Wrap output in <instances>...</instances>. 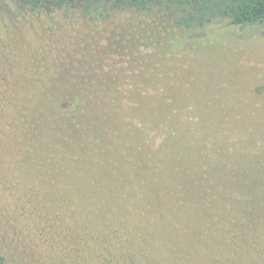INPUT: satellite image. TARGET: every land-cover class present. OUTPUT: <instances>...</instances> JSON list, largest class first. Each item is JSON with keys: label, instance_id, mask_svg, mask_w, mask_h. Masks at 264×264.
<instances>
[{"label": "rangeland", "instance_id": "374dc122", "mask_svg": "<svg viewBox=\"0 0 264 264\" xmlns=\"http://www.w3.org/2000/svg\"><path fill=\"white\" fill-rule=\"evenodd\" d=\"M174 17L161 8L90 12L85 0L65 6L47 1L40 11L20 0H0V256L7 264H264V166L258 173L250 161L257 155L264 164V136L247 125L264 126L263 113L246 115L245 125L235 121L239 116H227L231 140L215 141L235 149L231 157L224 152L233 170L213 167L206 202L188 194L195 211L180 220L187 234L174 224L172 207L135 149L138 136L132 130L130 153L143 166L137 170L122 158L116 171V160L92 140L89 129L70 120L80 116L79 122L90 125L100 119L97 103L110 108L115 98L111 110L125 109L128 121L138 126L130 109L136 103L128 99L133 87L138 89L133 97L166 91L178 106H193L199 115L191 119L202 120L203 133L206 124L215 123L208 120L221 124L225 115L264 107V24L233 28L219 21L210 27L212 39L199 31L190 40ZM152 47L155 54L149 56ZM134 58L168 66L170 59L179 85L169 71L159 77L157 67L148 68L151 85L138 75L141 68L128 65ZM62 88L79 95L80 104L48 111L44 133L28 138L21 117L29 109L42 112L40 103ZM108 88L114 98L102 96ZM153 101L152 95L142 97L145 119L152 118ZM18 105L24 107L20 118L14 113ZM161 144L159 137L151 149L157 156ZM142 174L156 197L131 185Z\"/></svg>", "mask_w": 264, "mask_h": 264}, {"label": "trees", "instance_id": "16d2710c", "mask_svg": "<svg viewBox=\"0 0 264 264\" xmlns=\"http://www.w3.org/2000/svg\"><path fill=\"white\" fill-rule=\"evenodd\" d=\"M20 1L33 11H40L47 1L54 2L58 6H65L68 0ZM85 5L90 12L92 10H99L111 6H116L120 9L136 7L137 9L144 11H150L156 8L172 10L175 13L174 18L177 27L185 29V32L187 33L185 39L190 40H192L195 37V34L199 31H201L202 35L205 34L207 39H212L215 33L210 30V27L219 21L226 24L228 27L233 28H244L247 26L264 24V0H85ZM148 52L150 53L149 56L154 55V47L149 48ZM127 61L128 65L137 69L141 68V71H138V75H140V77L142 76L144 80H147L151 85L154 76L153 74L148 73V68L155 70V67H157V69L160 68L161 73L159 74V77L169 71L167 76L171 79L173 77L176 84L179 85L180 83V77L176 71L169 70V66L172 64L170 59H166V63L169 62V66L167 65L168 63L164 65L156 62V65H152L151 58H143L140 59V61L134 58L127 59ZM165 76L162 77L163 84L167 81ZM131 80L134 83V80ZM176 88L178 89V86ZM80 89L83 88L79 87V90ZM146 89L149 90L148 88ZM61 90L62 92L51 91L54 95L49 102L45 104H43L38 97V103L41 102L40 104L42 106V112L40 113L29 109L28 112L25 113V116L21 117L22 113L24 114V107L18 105L15 108V116L17 118L21 117L22 132L25 133L28 138L31 133H34V136L31 138L32 140L33 138L38 137L40 133H44L46 119L44 117L48 115V111L54 109L58 113L62 107L66 110L72 107V105L73 107L76 105L78 106L82 101L79 95H74V93L68 94L65 88H62ZM136 90L138 89L134 87L130 90V98L128 99L132 102L135 101L133 102L134 104L136 103L135 105H130V109L133 121L135 122L136 120L138 126H135L131 121H128L129 117L126 116L125 109L122 111V108L120 107L116 112L111 110L112 106L116 103V99L113 96L114 93L112 92V89L109 88L108 91H103L102 96L110 95L113 96L114 100L111 103L110 108L103 102L100 104L97 103L98 109L101 112L99 120L91 121L94 123L90 125H83L79 122L80 116H74L70 120L72 125L76 128L84 127L89 129V134L92 140L100 142L101 148L109 155V158H114L116 160L114 166L116 171L121 170L119 162L122 158L132 160L134 163L133 166L137 170H141L143 166V163L140 162L137 157H133L130 153L131 142L129 140L131 139L130 132L132 130L138 136V142L134 144L135 149L144 156L147 163L151 166L162 194L164 193L172 207L174 224L187 234L188 230L180 220H187L188 215L192 211H195V203L189 199L188 194L193 196L194 200L202 199L203 202H206V200L210 199L209 193L213 191L211 182L213 167H219L228 172H232L233 170L230 166V160L224 159V152L231 157V154L235 153V149L229 147L221 148L222 143H217L215 141H224L225 139H230L232 137L230 134V127L226 125L230 120L227 116L232 119L239 116L235 121L245 125L247 124L245 121H248L246 119L242 120V118H247L246 115L249 116L256 113L264 114V107L260 108L253 105L258 108L255 112L248 111L245 114L232 113L230 115H225L223 120L220 121L221 124L218 123L219 121L207 119L209 122L215 123L206 124L208 128L207 133L206 131L203 133V128L205 127L202 120L200 119L199 122H193L191 119L192 116L198 114L196 109L193 106L189 108L178 106L177 101L173 98H169L171 95L168 97L166 91H162V95L155 90L152 91V94L150 91H145L143 96L152 95L155 105L151 116L152 118H150L149 115H146L145 119L141 112L143 96L137 95L133 97L132 95V93L137 92ZM242 91H244V89H242ZM79 93L84 94L83 92ZM50 95L51 93H49V96ZM153 95L159 97L156 98ZM239 99L240 100L237 103L242 102L241 96H239ZM118 111H120V113L122 111L121 114L127 122V130L122 129L121 127V122H123V118L121 119V117L123 116H120ZM82 113L84 114L86 111L84 110ZM148 113L149 112L146 114ZM182 117L186 120L185 122H188V124L190 122V128L184 123V120L179 119ZM63 118L66 117L63 116ZM203 122H205V120H203ZM41 123H43V126H41ZM195 125L199 126L196 130H194ZM247 125L250 126V131L254 130L255 126L256 132L264 136V126H256L254 122ZM38 126L40 127L41 132L36 128ZM63 126H65V124ZM234 126L235 124L233 123L232 127ZM233 130L236 132L234 128ZM60 131L61 129L57 134H59ZM201 131L203 135L201 134ZM159 137L162 138V144L161 148L158 149L157 156L152 150L156 148V141ZM212 137H214L213 141H210L209 139ZM48 140L50 142V139ZM251 142L253 145L256 144L252 140ZM239 148L241 149L240 146L238 149ZM241 154L244 155V153ZM172 161H176L177 166L175 168ZM250 161L258 170H260L258 171V173H260L264 164L259 156L251 155ZM178 172L179 178L176 175ZM142 175L135 177V179L131 181V185L134 188L142 187L147 190V186L151 187L153 184L149 183L144 174ZM220 190L222 193L226 192V188ZM195 191H197L196 194ZM148 194L153 196V198L156 197L151 191H148ZM157 196L159 195L157 194ZM176 196L177 198H175ZM130 232L132 235L135 234L134 231ZM131 234L129 236H131ZM0 264H7L6 260L1 256Z\"/></svg>", "mask_w": 264, "mask_h": 264}]
</instances>
